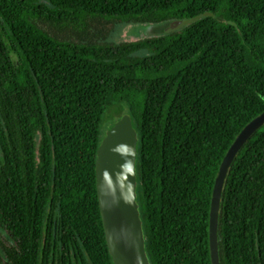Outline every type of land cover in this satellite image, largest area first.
Instances as JSON below:
<instances>
[{
	"label": "trees",
	"instance_id": "obj_1",
	"mask_svg": "<svg viewBox=\"0 0 264 264\" xmlns=\"http://www.w3.org/2000/svg\"><path fill=\"white\" fill-rule=\"evenodd\" d=\"M176 20L189 23L108 41L119 24ZM114 105L137 134L149 263L210 264L219 166L264 112V0H0V215L5 195L13 264H113L95 157ZM218 216L220 263L264 264V125L231 162Z\"/></svg>",
	"mask_w": 264,
	"mask_h": 264
},
{
	"label": "water",
	"instance_id": "obj_2",
	"mask_svg": "<svg viewBox=\"0 0 264 264\" xmlns=\"http://www.w3.org/2000/svg\"><path fill=\"white\" fill-rule=\"evenodd\" d=\"M189 21H171L162 34L182 29ZM264 125V112L249 122L236 137L219 166L211 195L208 220L210 264H221L218 251V211L227 170L253 133ZM137 134L128 115H123L102 139L95 157L96 195L108 253L113 264H150L144 249L136 204L135 162Z\"/></svg>",
	"mask_w": 264,
	"mask_h": 264
},
{
	"label": "rangeland",
	"instance_id": "obj_3",
	"mask_svg": "<svg viewBox=\"0 0 264 264\" xmlns=\"http://www.w3.org/2000/svg\"><path fill=\"white\" fill-rule=\"evenodd\" d=\"M161 26L151 24H119L110 34L108 41L112 43H120L153 37L155 35H162V33L160 32ZM145 54H147L145 51H141L138 52L136 55L143 56ZM126 113L127 109L125 108V105H114L107 111L100 129V141H102L108 130Z\"/></svg>",
	"mask_w": 264,
	"mask_h": 264
},
{
	"label": "flooded vegetation",
	"instance_id": "obj_4",
	"mask_svg": "<svg viewBox=\"0 0 264 264\" xmlns=\"http://www.w3.org/2000/svg\"><path fill=\"white\" fill-rule=\"evenodd\" d=\"M2 180L7 179L5 171L0 169ZM3 188V186H2ZM3 193V192H2ZM1 215H0V264H13L12 256L15 251L19 252L16 242L10 237L7 230V198L1 195Z\"/></svg>",
	"mask_w": 264,
	"mask_h": 264
}]
</instances>
